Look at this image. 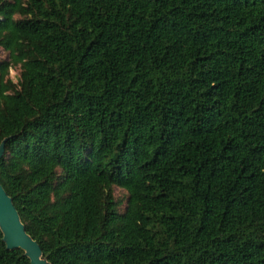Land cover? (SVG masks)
<instances>
[{
    "label": "trees",
    "instance_id": "trees-1",
    "mask_svg": "<svg viewBox=\"0 0 264 264\" xmlns=\"http://www.w3.org/2000/svg\"><path fill=\"white\" fill-rule=\"evenodd\" d=\"M0 50V185L48 264H264V0H0ZM0 264H31L1 231Z\"/></svg>",
    "mask_w": 264,
    "mask_h": 264
},
{
    "label": "water",
    "instance_id": "water-1",
    "mask_svg": "<svg viewBox=\"0 0 264 264\" xmlns=\"http://www.w3.org/2000/svg\"><path fill=\"white\" fill-rule=\"evenodd\" d=\"M4 153V142L0 145V158ZM0 231L7 250H21L31 264H48L42 259L39 245L30 238L21 223L12 199L0 185Z\"/></svg>",
    "mask_w": 264,
    "mask_h": 264
},
{
    "label": "rangeland",
    "instance_id": "rangeland-1",
    "mask_svg": "<svg viewBox=\"0 0 264 264\" xmlns=\"http://www.w3.org/2000/svg\"><path fill=\"white\" fill-rule=\"evenodd\" d=\"M6 58H7V54L5 52H3L2 50H0V59L5 60ZM17 76H18V70L17 69H13V70L10 71L9 78L13 82H16ZM114 192H115V195L117 197H119L120 199H124L125 193L122 190L115 189Z\"/></svg>",
    "mask_w": 264,
    "mask_h": 264
}]
</instances>
